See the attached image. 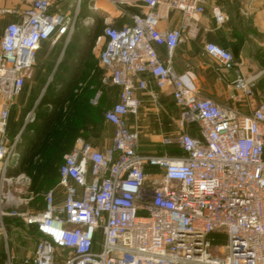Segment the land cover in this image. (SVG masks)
I'll list each match as a JSON object with an SVG mask.
<instances>
[{
    "label": "built area",
    "instance_id": "1",
    "mask_svg": "<svg viewBox=\"0 0 264 264\" xmlns=\"http://www.w3.org/2000/svg\"><path fill=\"white\" fill-rule=\"evenodd\" d=\"M211 0H27L20 19L9 24L0 44V242L9 252L7 220L37 234L32 254L22 264H264V104L250 115L198 95L187 75L173 68L174 53L186 30L198 33L199 18ZM1 3V0H0ZM85 7V9H84ZM217 26L228 14L211 8ZM103 30L95 41L101 82L119 88V99L104 118L114 128L104 151L78 140L63 156L58 183L43 194L44 207H31L32 178L13 174L18 167L21 132L11 135V107L32 79L43 43L67 46L79 25ZM180 16L175 29L160 25ZM158 47L167 51L161 59ZM205 53L224 69H234L233 54L215 44ZM149 74L159 89L171 87L183 121L199 125L202 140L182 134L181 156L145 155L139 135L126 118L139 110L138 90ZM256 79L237 71L234 85L252 97ZM102 93L91 104L97 105ZM165 144H169L165 141ZM160 177L148 182L146 168ZM64 198L56 202V191ZM226 239L215 245L211 236ZM1 264V263H0Z\"/></svg>",
    "mask_w": 264,
    "mask_h": 264
},
{
    "label": "crops",
    "instance_id": "2",
    "mask_svg": "<svg viewBox=\"0 0 264 264\" xmlns=\"http://www.w3.org/2000/svg\"><path fill=\"white\" fill-rule=\"evenodd\" d=\"M216 3L223 7L229 17L222 26L216 25L212 15L211 8ZM27 7V0H1L0 44L6 27L18 22L20 12ZM179 25L180 16L173 13L160 27L175 29ZM182 35L183 40L174 53L173 68L178 75H187L190 78L200 97L211 99L222 107L237 110L242 115H250L260 102H264V0H211L205 14L199 18L197 35L191 38L186 30H183ZM207 44H215L230 51L235 63H244L246 72H254L259 68L263 70L255 80L252 97L243 95L235 87L234 80L238 71L236 67L232 70L224 69L217 61L206 55ZM41 49L44 51L40 52ZM56 49V46L52 47L48 43H43L39 49L35 76L27 81L11 107L9 131L13 136L19 132L22 134L25 130L32 133L33 126L36 128L38 140L49 125L52 126L53 132L57 129L61 131V126H66L70 134L67 145L69 151L78 140L104 151L112 145L114 136V128L106 122L104 114L118 102L119 88L110 89L116 92V97L108 109L103 95L97 105H92L93 96L74 92L62 97L56 110L54 104L46 102L43 110L48 109L47 115L37 116V106L44 94H35L36 85L40 80L39 74L35 72L46 65V59L50 58L51 53L58 54V62L63 58L64 49L58 52ZM157 49L161 59L165 60L166 49L164 47ZM138 80H145L147 88L136 92L139 100L138 113L129 115L126 120L129 128L139 135L138 150L142 154L181 156L183 151L178 140L184 133L202 140L199 125L183 121L182 109L177 106L171 87L159 89L149 74L140 75ZM103 89L108 90L104 86ZM72 132L74 133L71 135ZM165 141L169 144H165ZM15 171L16 169L12 173L15 174ZM146 174L148 182H152L160 177L162 171L148 166ZM63 198V190L58 188L56 202H62ZM7 230L12 264H22L23 259L34 251L37 234L33 228L15 219L7 220ZM7 258L8 254L0 242V263L5 264Z\"/></svg>",
    "mask_w": 264,
    "mask_h": 264
},
{
    "label": "rangeland",
    "instance_id": "3",
    "mask_svg": "<svg viewBox=\"0 0 264 264\" xmlns=\"http://www.w3.org/2000/svg\"><path fill=\"white\" fill-rule=\"evenodd\" d=\"M88 15L94 16V23L88 26L79 25L67 46L63 42H59L56 45L57 52L62 48L64 49L63 58L58 62V54L51 53L50 58L46 59V65L41 70L35 72L40 76L39 83L35 88V94L39 95L43 93V96L49 100L48 102L54 104V110L58 108V101L62 97L69 96V94H73L74 92L89 94L91 97L101 92L103 99L105 98L107 109L110 108L116 97V92L109 88L103 91V87L98 86L101 70L98 61L99 50H95V41L97 33L103 28V21L100 16L92 12H86L83 18ZM45 50L47 51V49ZM43 51V49L40 50V52ZM34 76L35 74L33 78ZM260 103L264 104V102ZM31 127L33 128V132H26L24 136H28L26 139L31 140L35 145L38 142L36 139L38 135L35 132L36 128ZM26 139L25 137L21 138V145L19 144L18 146L19 153H22L23 146L27 145ZM33 202L34 206L32 208L38 209L41 204L40 200H33Z\"/></svg>",
    "mask_w": 264,
    "mask_h": 264
},
{
    "label": "trees",
    "instance_id": "4",
    "mask_svg": "<svg viewBox=\"0 0 264 264\" xmlns=\"http://www.w3.org/2000/svg\"><path fill=\"white\" fill-rule=\"evenodd\" d=\"M102 30L103 28L100 29L96 37L102 33ZM100 70L98 86L103 87L101 82L103 70L101 67ZM46 102L49 103L48 99L43 96L41 102L37 106V116L47 115L48 109L43 110V105ZM61 128V131L57 129L55 132H53L52 126L49 125L41 134L37 144L35 145L31 140L26 139L28 136H24L26 130L21 134V138L25 137L27 140V145L25 144V146H23L22 153H20V163L16 168L15 174L26 173L31 176V192H33L35 195L34 201L39 199L41 203L38 209L35 210L43 209V194L58 183L59 167L63 161V156L67 151H69L67 146L70 135L68 133V128L66 126H61ZM73 133L74 132H72L71 135ZM33 206L34 202L31 203V207ZM211 239H213V243L215 245H221L225 242L226 238L220 234H213Z\"/></svg>",
    "mask_w": 264,
    "mask_h": 264
},
{
    "label": "water",
    "instance_id": "5",
    "mask_svg": "<svg viewBox=\"0 0 264 264\" xmlns=\"http://www.w3.org/2000/svg\"><path fill=\"white\" fill-rule=\"evenodd\" d=\"M234 67H236L238 69L239 73L245 79H248V80L256 79L263 72V70L260 68L258 70H255L254 72H246L244 70V63H242V64L235 63Z\"/></svg>",
    "mask_w": 264,
    "mask_h": 264
}]
</instances>
